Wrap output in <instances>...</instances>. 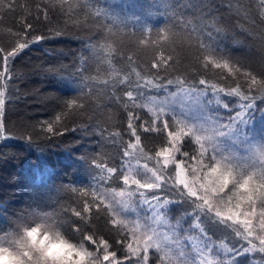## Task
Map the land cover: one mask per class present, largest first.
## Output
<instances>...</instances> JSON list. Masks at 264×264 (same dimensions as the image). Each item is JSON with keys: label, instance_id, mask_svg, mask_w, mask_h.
<instances>
[{"label": "trees", "instance_id": "obj_1", "mask_svg": "<svg viewBox=\"0 0 264 264\" xmlns=\"http://www.w3.org/2000/svg\"><path fill=\"white\" fill-rule=\"evenodd\" d=\"M258 3L259 0H68L61 6L55 0H3L0 4V48L10 49L18 39L24 38L25 32L29 36L48 38L31 45L12 61V78L3 89L6 102L5 130L0 138V232L14 229L15 221L21 217L39 213L61 223L68 235L77 241L79 233L75 225L84 227V223L71 210L80 209L83 201L92 199L91 195L82 197L80 192L123 187L122 176L115 183L100 181L93 161L117 168L114 180L128 167L143 172L135 158L124 156L127 144L135 143V137L127 127L128 111L114 95L128 102L124 92L129 86L113 88V69L118 76L131 74L130 87L134 89L132 69H149L153 57L159 55V45H163L164 54L173 58V69L167 75L174 78V74L179 73L189 77L190 83L204 87L198 85L201 73L215 80L220 70L201 67L197 60L202 51L199 43L214 41L217 51L230 57L237 67L243 66L258 79L264 77V19L259 16ZM69 4L73 5L71 12ZM97 11L99 16L94 15ZM188 21L197 26L203 23L204 30L192 32ZM25 22L32 28L26 29ZM166 29L181 35L171 43L166 42L163 39ZM57 30L63 34L57 36ZM105 43L115 50L111 66L97 59L105 55L103 52L98 49L95 54L93 52V45ZM82 58L87 61L88 69L84 75L96 76L97 80L87 81L92 87L91 93L87 87L83 89L87 94L81 101L84 107L61 116L67 111L65 101L79 94L75 86L67 85V81L79 80L77 66ZM53 72L59 75L54 76ZM223 75L227 77V72ZM61 76L65 82L60 81ZM101 80H108V84ZM240 82L244 83L243 77ZM219 83L224 86L235 81L228 77ZM144 91L156 96L164 94L163 91ZM251 94H256L257 99L248 122L242 126L243 133L249 130L255 117L264 118V101L259 99L255 89ZM222 98L232 108L237 107L236 97ZM132 111L141 117L133 121L141 136V147L149 151V155H154L161 145L167 147V132L146 133L140 127L144 120H151L146 109ZM218 111L225 122L229 115L235 114L224 108ZM57 116H61L60 121H55ZM167 119L171 122L170 116ZM50 121L54 122L52 133L45 129ZM115 132L120 136H114ZM181 147L191 153L197 146L185 137ZM85 157L87 163L82 160ZM177 159L184 157L177 154ZM144 163L155 166V161L140 158L139 165ZM160 195L163 197L164 193ZM91 212L93 220L87 230L110 241L125 264H134L135 258L127 256L104 213L96 218V209L92 208ZM179 215L174 207L170 218L175 222ZM184 228H189L188 220ZM192 231L195 234V230ZM181 235L183 237V232ZM210 235L220 242L219 232L211 230ZM234 242L237 247L243 243L235 238ZM90 247L95 248V245ZM218 258L224 259L225 254L218 252ZM262 259L264 254L256 253L238 257L240 264H260ZM150 264H156L153 251H150Z\"/></svg>", "mask_w": 264, "mask_h": 264}, {"label": "snow or ice", "instance_id": "obj_2", "mask_svg": "<svg viewBox=\"0 0 264 264\" xmlns=\"http://www.w3.org/2000/svg\"><path fill=\"white\" fill-rule=\"evenodd\" d=\"M55 2L63 6L68 0ZM0 4H3V0H0ZM8 7L12 8V5ZM72 8L73 5L69 4L68 11L71 12ZM258 8L259 16L264 19V0H259ZM94 15L99 16L100 12ZM187 23L191 25L192 32L204 30L203 23L200 26L193 25L191 21ZM25 28L30 29L32 25L25 22ZM55 34L60 36L63 33L57 30ZM22 35L24 38L18 39L10 49L0 48V138H3L5 130L6 96L3 89L7 80L12 78L10 65L25 49L48 38L29 36L27 32ZM180 35L166 29L163 39L171 43ZM199 48L202 51L197 60L201 67L220 70L215 80L201 73L198 85L204 87L190 83L189 77L179 73H175L174 78L167 75L173 69V58L164 54L163 45H159V55L153 57L149 69H132L135 75L134 89L130 87L131 74L118 76L113 69V88L117 85L129 86L124 92L128 102L114 95V99L128 111L127 127L130 135L135 137V143L127 144L124 156L135 158L143 172L128 167L114 180L117 168L93 161L94 167L99 170L97 176L100 181L115 183L122 176L123 187H100L91 193L80 192L82 197L91 195L92 198L91 201H83L80 209L71 210L84 223V227L75 225V231L79 233L75 250L84 264H125L124 260L118 258L110 241L87 230L93 220L92 208L96 209V218L101 212L104 213L106 222L113 226L116 239L123 245L127 256L135 258L134 264H150V250L156 264H240V256L264 254V140L253 142L242 131L255 106L257 95L251 94L254 89L259 99L264 101V77L258 79L243 66L237 67L230 57L217 51L214 41H201ZM97 49L105 54L103 57L97 56V59L111 66V56L115 51L112 45H93L94 54ZM87 71V61L82 58L77 66L79 80L67 81V85L75 86L79 94L65 101L67 111L62 112L61 116L84 107L81 101L87 94L83 89L87 87L91 93L92 87L87 81L97 80L96 76L84 75ZM224 72H227V77L223 75ZM52 74L59 75L56 72ZM228 77L235 83L221 86L219 81ZM241 77L244 78L243 84ZM59 79L65 82L63 76ZM100 82L108 84V80ZM145 89L163 91L166 95H150ZM223 96L236 97L237 107L232 108ZM134 108L146 109L151 116L150 121L144 120L140 125L144 132H167V147L161 145L154 155H149V151L141 147V136L133 123L141 117L132 111ZM219 108L235 114L229 115L225 122ZM213 109L216 111L213 112ZM61 116H57L55 121H60ZM169 116L171 122L167 119ZM170 128L173 130L169 131ZM45 129L52 133L54 122H48ZM113 135L118 137L120 133ZM185 137L197 146L191 153L182 150ZM177 154L184 159L178 160ZM140 158L155 161V166L150 167L148 163L139 165ZM82 160L87 163L86 157ZM170 165L174 167L169 170ZM161 192L164 193L163 197ZM138 205L146 206L150 215L141 216ZM174 207L180 215L173 223L170 213ZM126 213H135V219H129ZM50 219L49 215L39 213L21 217L15 221L14 229L0 232V251L12 256L16 264H48L43 253L32 256L29 251L32 245L27 237L35 230L33 225L38 224L40 230L51 227L48 224ZM186 220L189 222L188 229L184 228ZM20 230H23V236L19 235ZM192 230H195V234ZM211 230L221 234L219 244L210 235ZM234 238L243 243L237 247ZM93 244L95 248L90 247ZM13 245L16 246L15 251L12 250ZM218 252H223L225 258H218ZM260 264H264V259Z\"/></svg>", "mask_w": 264, "mask_h": 264}, {"label": "clouds", "instance_id": "obj_3", "mask_svg": "<svg viewBox=\"0 0 264 264\" xmlns=\"http://www.w3.org/2000/svg\"><path fill=\"white\" fill-rule=\"evenodd\" d=\"M51 227L40 230L37 225H33L35 229L28 237V242L32 245L31 251L33 257L43 253L47 257L48 264H84L83 259L75 250L77 241H74L65 231L61 223L48 220ZM23 236V230L19 232ZM12 250H16V246H12ZM23 251V250H21ZM0 264H16V261L9 254L0 251Z\"/></svg>", "mask_w": 264, "mask_h": 264}, {"label": "rangeland", "instance_id": "obj_4", "mask_svg": "<svg viewBox=\"0 0 264 264\" xmlns=\"http://www.w3.org/2000/svg\"><path fill=\"white\" fill-rule=\"evenodd\" d=\"M166 95V93H164L163 95H158V97H162ZM213 112H215V109H213ZM182 119L184 117H181ZM247 136V138H249L250 140H252L253 142H258L261 140H264V118L261 116H257L255 117L253 120H251L250 122V128L247 132L243 133ZM174 166L170 165V168H172ZM138 211L140 212V215H150V213L147 212L146 206H138ZM129 219H135L136 214L135 213H126L125 214ZM173 222V220H172ZM174 223V222H173ZM185 244L187 245V241H185ZM219 244V243H217ZM188 250L191 251V247L190 245H188ZM152 251V250H150ZM257 255H262L260 253H256Z\"/></svg>", "mask_w": 264, "mask_h": 264}]
</instances>
